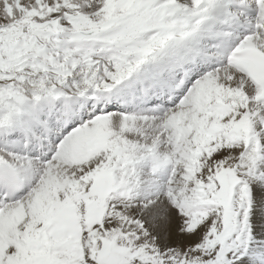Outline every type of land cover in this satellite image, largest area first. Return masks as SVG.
Returning a JSON list of instances; mask_svg holds the SVG:
<instances>
[{"label": "snow or ice", "instance_id": "6c2138e0", "mask_svg": "<svg viewBox=\"0 0 264 264\" xmlns=\"http://www.w3.org/2000/svg\"><path fill=\"white\" fill-rule=\"evenodd\" d=\"M0 264H264V0H0Z\"/></svg>", "mask_w": 264, "mask_h": 264}]
</instances>
